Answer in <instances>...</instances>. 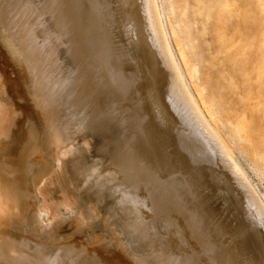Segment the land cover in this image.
<instances>
[{"label":"bare ground","instance_id":"obj_1","mask_svg":"<svg viewBox=\"0 0 264 264\" xmlns=\"http://www.w3.org/2000/svg\"><path fill=\"white\" fill-rule=\"evenodd\" d=\"M167 10L163 0H0V264H264V203L231 201L189 126L179 128L182 114L247 180L198 82L182 21ZM162 68L174 86L164 102ZM71 134L110 153L105 176L139 171L134 206L124 220L108 214L118 207L122 182L114 180L103 212L87 205L86 220L67 203L50 232L38 231L40 184ZM99 186L96 177L86 199ZM155 216L162 246L151 242Z\"/></svg>","mask_w":264,"mask_h":264},{"label":"rangeland","instance_id":"obj_2","mask_svg":"<svg viewBox=\"0 0 264 264\" xmlns=\"http://www.w3.org/2000/svg\"><path fill=\"white\" fill-rule=\"evenodd\" d=\"M163 1L167 11H171L173 20L182 21L183 25L180 26L185 28L182 34L186 32L185 40L188 43L190 41L189 51L191 49L190 53L195 59L198 82L204 88L207 99L216 109L219 131L231 147L233 156L247 180L240 179L239 175L232 172L230 166L216 155L215 147L209 141L207 145L202 140V136H199L200 132L192 125H187L189 123L182 114L178 121L179 128L182 122L185 126H189L188 132L191 139L199 143L204 150H201L203 158L206 160L211 158L210 161L214 162L213 165L215 164L219 175L226 180L228 185L224 189L232 197L231 201L238 204L240 200H243L258 210L255 199L264 203V0ZM142 12L141 19L144 16ZM219 15L223 17L222 24L219 23ZM142 22L144 25L143 19ZM64 47V44L59 47L61 56H63ZM146 50L148 51L149 48L146 47ZM162 69L157 73L156 90L157 95L164 102L167 99L163 97L168 96L170 93L168 89L174 86L172 87L170 82L169 71L166 68L163 71ZM160 80L161 83H158ZM164 85L166 87H163ZM177 130H174L175 138H181L179 133H176ZM83 140L78 134H71L63 143L65 147L62 145L60 151H53L54 156L51 153L53 156L49 163L51 167L40 184L42 195L45 196L44 208L40 206L42 209L39 207V210L33 214L35 216H32L33 226L38 228V231L41 229L40 231L45 233L50 232L52 230L50 223L66 213L64 208L67 203L73 211L85 212L86 220L89 216L86 212L89 209H86L93 203L95 204L92 205L93 207H97L100 213L103 212L105 195L113 188L114 180L122 182L119 184L120 192L116 202L118 207L112 206L108 214L112 212L114 215L118 214L117 216L121 214V219L124 220L126 213L123 209L134 206V189L139 171L134 169L128 174L119 172L112 177L105 176L103 168L111 163L110 153H102L95 148L96 138L87 139L89 143L84 140L86 144ZM193 140L188 139L190 143L187 144L191 154L194 152ZM96 177L99 178L100 186L86 199V192ZM241 180H243L242 183ZM247 183L253 190L252 195L245 191ZM228 187L231 188L230 191ZM254 197L257 198L254 199ZM110 220L111 225L116 224L115 227L120 229L116 223L117 217L114 216ZM154 220L156 231L151 235V242L154 246H162L163 230L160 218L155 216ZM66 225L70 226L71 222H67ZM87 232L83 230V233ZM257 233L263 238L262 246L264 247L262 224L258 223ZM133 238L134 245L138 247L141 241L137 233H134Z\"/></svg>","mask_w":264,"mask_h":264},{"label":"snow or ice","instance_id":"obj_3","mask_svg":"<svg viewBox=\"0 0 264 264\" xmlns=\"http://www.w3.org/2000/svg\"><path fill=\"white\" fill-rule=\"evenodd\" d=\"M0 138H2V135H0Z\"/></svg>","mask_w":264,"mask_h":264}]
</instances>
